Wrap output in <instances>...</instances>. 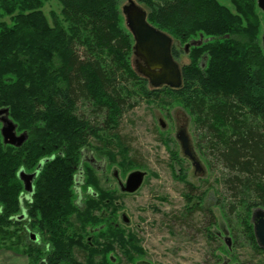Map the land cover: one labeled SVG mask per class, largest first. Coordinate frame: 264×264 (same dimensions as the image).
<instances>
[{"label":"trees","instance_id":"1","mask_svg":"<svg viewBox=\"0 0 264 264\" xmlns=\"http://www.w3.org/2000/svg\"><path fill=\"white\" fill-rule=\"evenodd\" d=\"M48 2L0 0V110L27 135L19 149L5 146L0 136V251L22 245L28 264H45V257L47 264H121L116 252L128 259L131 252L142 255L140 240L116 227L113 194L82 162L81 151L114 159L116 150L135 167L116 133L119 120L138 101L165 97L187 110L195 149L208 171L218 172L222 199L216 207L235 244L243 245V236L264 254L252 223L253 212L264 211V15L256 0H227L230 6L218 0H137L148 23L172 39L175 61L185 53L177 45L202 39L189 47L177 90L152 89L136 73L134 42L118 0H56L61 10L50 12V21L44 14ZM56 151L35 180L30 204H22L18 171H33ZM78 167L88 192L82 205L74 188ZM185 196L194 198L191 192ZM86 227L93 230L88 239L82 236ZM21 231H45L50 253Z\"/></svg>","mask_w":264,"mask_h":264},{"label":"rangeland","instance_id":"2","mask_svg":"<svg viewBox=\"0 0 264 264\" xmlns=\"http://www.w3.org/2000/svg\"><path fill=\"white\" fill-rule=\"evenodd\" d=\"M118 1L120 13L129 1L137 4V0ZM218 2L230 6L227 0ZM60 10L56 0H49L44 14L50 21L49 13L59 15ZM185 47L177 45L176 48L183 51ZM188 50L176 60L180 68L188 63ZM130 60L134 65L133 56ZM138 103L122 113L116 130L129 146L128 157L135 167L124 164L116 150L112 151L116 155L114 159L94 154L96 160L106 163L108 180H102L104 188L113 194L115 200V223L127 235H135L144 252L142 255L131 252L130 259L116 252L121 264H264V254L255 250L251 243H246L245 237H240L243 245L235 244L223 212L216 207L217 200L222 199L221 188L215 181L218 172H209L199 157L195 149L193 121L187 110L179 102L165 97L150 103L141 100ZM83 111L80 109L81 113ZM180 137L199 163V171H195L185 156ZM102 139L99 136L94 141ZM94 141L91 140V146L98 147ZM86 150L90 151L89 148ZM115 170L121 182L132 172L144 173L140 189L131 195L120 194L111 177ZM189 192L193 194V200L186 198ZM121 214L128 218L127 225L123 224ZM92 233L93 230L86 227L82 236L88 239ZM28 234H23L24 239L28 240ZM24 248L19 245L15 252L1 250L0 264H28L22 254ZM75 256L80 263L84 262L81 251Z\"/></svg>","mask_w":264,"mask_h":264},{"label":"water","instance_id":"3","mask_svg":"<svg viewBox=\"0 0 264 264\" xmlns=\"http://www.w3.org/2000/svg\"><path fill=\"white\" fill-rule=\"evenodd\" d=\"M259 11L264 14V0H256ZM124 24L132 36L133 57L135 60L134 69L136 73L148 81L152 89L166 87L177 90L181 86V70L171 55L172 39L166 34L151 26L147 21L146 12L138 5L129 1L121 9ZM202 39L191 46H200ZM261 46L264 51V27L261 36ZM190 45L185 47V51ZM205 59V58H204ZM0 136L4 145L20 147L26 140V135L16 136V126L8 118L7 110H0ZM182 137V136H181ZM180 137V138H181ZM184 154L192 162L195 171L201 168L194 156L188 151L186 141L181 138ZM43 163H40L33 174L27 175L22 170L18 173V178L23 183L24 191L30 194L33 190V181L39 174ZM113 176L117 181L118 188L123 194H134L142 186L145 174L140 171L132 172L122 183L118 178V172L114 171ZM22 219V216H21ZM123 224L129 223L128 218L122 215ZM253 233L259 248L264 250V211L257 209L252 214ZM33 240L34 237L32 236Z\"/></svg>","mask_w":264,"mask_h":264},{"label":"flooded vegetation","instance_id":"4","mask_svg":"<svg viewBox=\"0 0 264 264\" xmlns=\"http://www.w3.org/2000/svg\"><path fill=\"white\" fill-rule=\"evenodd\" d=\"M133 64H135V60H134V63ZM9 118V117H8ZM14 124V123H13ZM15 125V124H14ZM16 126V125H15ZM1 127H2V124H1V122H0V129H1ZM15 134H16V136H19V135H21V134H25V133H19V132H17V131H15ZM26 135V134H25ZM26 137H27V135H26ZM2 139V138H1ZM26 140H27V138H26ZM25 140V141H26ZM24 144V143H23ZM22 144V145H23ZM21 145V146H22ZM5 146H10V147H12V148H15V149H19L20 147H15V146H12V145H5ZM57 154H60L59 152H57L56 151V153L55 154H53L52 156H50L49 158H44V159H42L39 163H38V165L35 167V169L33 170V171H31V172H26L24 169H20L19 171H18V173L22 170L25 174H27V175H30V174H33L35 171H36V169L38 168V166H39V164L40 163H43V166H42V168L44 167V165L47 163V162H50V161H52L53 159H54V156L55 155H57ZM81 160H82V162L84 163V164H86V165H88V166H90L93 170H94V172L96 173V175H97V177L100 179V180H102L103 178H105L104 179V181L105 182H107V180H108V178H107V169H106V163H105V161H103V160H99V159H95L94 158V154H93V152L92 151H87L86 149H83L82 151H81ZM42 168H41V170H42ZM41 170H40V172H41ZM116 171V170H115ZM39 172V173H40ZM114 172V171H113ZM113 172L111 173V177H112V179L114 180V182L116 183V187H117V189L119 190V188H118V184H117V181H116V179L114 178V176H113ZM18 173H17V178H18ZM39 175V174H38ZM38 175H37V177H38ZM37 177L35 178V180L37 179ZM119 178V177H118ZM18 180H19V178H18ZM35 180L33 181V190H32V192L30 193V194H28L27 192H25L24 191V188H23V195L21 196V198H20V201H21V203L23 204V200L25 201V202H27V204H30V202H31V199H32V196H33V194H34V183H35ZM120 180V179H119ZM20 181V180H19ZM104 181L102 180L101 182H103L104 183ZM121 181V180H120ZM125 182V181H124ZM124 182H122V183H124ZM20 183L22 184V187H23V183H22V181H20ZM83 171H82V167H78V168H76V172H75V176H74V188H75V193L77 194V199H76V202L77 203H79L80 205H82L83 204V202L85 201V196L86 195H88V192L86 191H84V189H83ZM89 191V193H90V189L88 190ZM119 193L120 194H122V195H125V194H123V193H121L120 192V190H119ZM93 195V196H92ZM91 196L93 197V198H95V194L94 193H91ZM29 202V203H28ZM25 209V208H24ZM24 215H25V212L24 213H22V218L24 217ZM122 215V214H121ZM122 217V216H121ZM116 227H118V224H116ZM26 233H29L28 234V240L30 241V243L33 245V246H40V247H42L43 249H44V252H45V254H46V256L50 253V246H49V244H48V242H47V233L45 232V231H43L41 234H34V233H32V232H30V231H26ZM125 233V235H127V233L126 232H124ZM34 237V239L32 240L31 239V237ZM70 241H72L71 239H70ZM141 243V242H140ZM80 252V250L79 249H75L74 250V253L76 254V253H79ZM42 262H44L45 264H47L48 263V257H45L43 260H42Z\"/></svg>","mask_w":264,"mask_h":264}]
</instances>
